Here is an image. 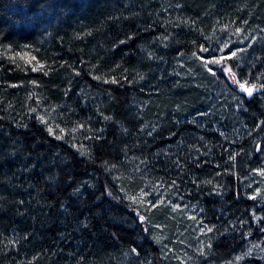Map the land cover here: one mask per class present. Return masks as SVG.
Masks as SVG:
<instances>
[{
    "label": "trees",
    "instance_id": "trees-1",
    "mask_svg": "<svg viewBox=\"0 0 264 264\" xmlns=\"http://www.w3.org/2000/svg\"><path fill=\"white\" fill-rule=\"evenodd\" d=\"M263 242L264 0H0V264Z\"/></svg>",
    "mask_w": 264,
    "mask_h": 264
},
{
    "label": "snow or ice",
    "instance_id": "snow-or-ice-1",
    "mask_svg": "<svg viewBox=\"0 0 264 264\" xmlns=\"http://www.w3.org/2000/svg\"><path fill=\"white\" fill-rule=\"evenodd\" d=\"M232 56H236V52L231 53ZM209 63H213V61H209ZM215 64L221 65V60H215ZM210 72H212L214 75L216 74V71L212 68L208 69ZM221 72L224 74L231 73V69L228 67L221 66ZM233 79H235V73H231ZM239 83V82H238ZM239 88L242 92L246 93L249 97L253 95L255 86H246L245 83H239ZM203 230V229H202ZM208 231H211V229H208Z\"/></svg>",
    "mask_w": 264,
    "mask_h": 264
},
{
    "label": "rangeland",
    "instance_id": "rangeland-1",
    "mask_svg": "<svg viewBox=\"0 0 264 264\" xmlns=\"http://www.w3.org/2000/svg\"><path fill=\"white\" fill-rule=\"evenodd\" d=\"M232 81H233L234 85L237 86V88L239 89V91H241L240 88H239V84L236 83V81H235V79H233V77H232ZM198 246H199V245H198ZM200 246H201V245H200ZM257 251H259L258 253H260V254H261V253H264V242L260 244V247L257 249Z\"/></svg>",
    "mask_w": 264,
    "mask_h": 264
},
{
    "label": "water",
    "instance_id": "water-1",
    "mask_svg": "<svg viewBox=\"0 0 264 264\" xmlns=\"http://www.w3.org/2000/svg\"><path fill=\"white\" fill-rule=\"evenodd\" d=\"M258 147H259V144H258ZM258 147H257V151H258Z\"/></svg>",
    "mask_w": 264,
    "mask_h": 264
}]
</instances>
